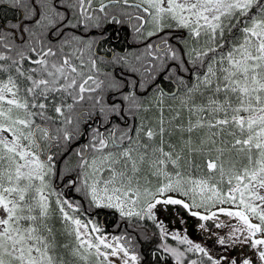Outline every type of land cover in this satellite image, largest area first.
Masks as SVG:
<instances>
[{
	"label": "snow or ice",
	"instance_id": "snow-or-ice-1",
	"mask_svg": "<svg viewBox=\"0 0 264 264\" xmlns=\"http://www.w3.org/2000/svg\"><path fill=\"white\" fill-rule=\"evenodd\" d=\"M0 264H264V0H0Z\"/></svg>",
	"mask_w": 264,
	"mask_h": 264
}]
</instances>
